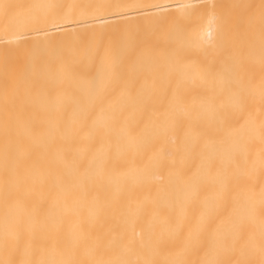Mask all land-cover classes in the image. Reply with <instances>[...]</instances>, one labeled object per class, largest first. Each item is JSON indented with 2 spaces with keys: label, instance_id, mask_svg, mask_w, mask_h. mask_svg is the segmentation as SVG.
Wrapping results in <instances>:
<instances>
[{
  "label": "bare ground",
  "instance_id": "6f19581e",
  "mask_svg": "<svg viewBox=\"0 0 264 264\" xmlns=\"http://www.w3.org/2000/svg\"><path fill=\"white\" fill-rule=\"evenodd\" d=\"M0 264H264V0H0Z\"/></svg>",
  "mask_w": 264,
  "mask_h": 264
}]
</instances>
